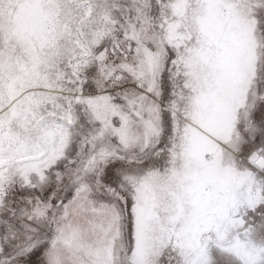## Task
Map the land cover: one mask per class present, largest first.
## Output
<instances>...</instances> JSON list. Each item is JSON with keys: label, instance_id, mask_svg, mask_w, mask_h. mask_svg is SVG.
Wrapping results in <instances>:
<instances>
[{"label": "snow or ice", "instance_id": "obj_1", "mask_svg": "<svg viewBox=\"0 0 264 264\" xmlns=\"http://www.w3.org/2000/svg\"><path fill=\"white\" fill-rule=\"evenodd\" d=\"M0 264H264V0H0Z\"/></svg>", "mask_w": 264, "mask_h": 264}]
</instances>
